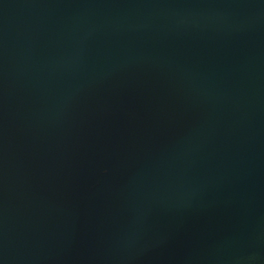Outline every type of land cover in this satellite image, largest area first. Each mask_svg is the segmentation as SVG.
<instances>
[{
  "label": "water",
  "instance_id": "95a60500",
  "mask_svg": "<svg viewBox=\"0 0 264 264\" xmlns=\"http://www.w3.org/2000/svg\"><path fill=\"white\" fill-rule=\"evenodd\" d=\"M0 264H264V0H0Z\"/></svg>",
  "mask_w": 264,
  "mask_h": 264
}]
</instances>
